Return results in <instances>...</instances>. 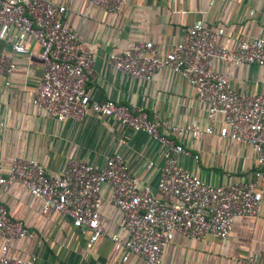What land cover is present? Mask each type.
<instances>
[{
    "label": "built area",
    "instance_id": "2783aa9c",
    "mask_svg": "<svg viewBox=\"0 0 264 264\" xmlns=\"http://www.w3.org/2000/svg\"><path fill=\"white\" fill-rule=\"evenodd\" d=\"M98 9L116 13L125 0H85ZM264 5V0H258ZM66 7L55 0H0V76L10 87L16 69L15 56L41 61V71L30 102L36 111L57 121L81 120L90 111L121 128L114 150L103 157L100 166L69 158L63 169L48 175L32 158L11 157L3 171L0 162V188L19 184L40 201L44 217L58 213L71 226L86 233L85 247L106 237L114 250L121 251L115 264L136 255L143 264H164L163 248L174 234L199 241L206 235L225 238L235 217L258 213L264 192V90L253 93L235 89L229 78L232 70L213 68L220 64H253L260 68L264 82V38L239 40L234 48L217 42L218 32L199 22L183 29L181 38L163 55H157L148 40L131 39L108 52L106 61L123 75L150 80L166 70L193 92L204 110L206 125L179 124L169 117L149 114L142 106L96 100L85 89L94 54L85 48L65 18ZM36 44L38 51L32 50ZM3 122L0 121V126ZM126 129L143 133L157 147L160 164L154 194L147 180L141 179L123 157L128 142ZM198 141L202 135H216L249 147L253 169L248 176L225 184L204 182L195 172L182 167L178 159L198 155L181 144L184 136ZM144 171L155 167L152 158L143 159ZM102 184L110 187L106 201L121 214L120 232L109 233L99 221V194ZM18 219L11 218L0 204V264H34V256L9 255L13 239L31 237ZM167 264H175L173 262Z\"/></svg>",
    "mask_w": 264,
    "mask_h": 264
},
{
    "label": "crops",
    "instance_id": "0c3cea01",
    "mask_svg": "<svg viewBox=\"0 0 264 264\" xmlns=\"http://www.w3.org/2000/svg\"><path fill=\"white\" fill-rule=\"evenodd\" d=\"M66 7L65 18L77 33L85 48L94 54L85 89L93 98H108L115 103L142 106L149 114L169 117L183 124L189 122L202 128L206 125L204 110L194 100L192 90L169 71L162 70L150 80L135 79L114 70L107 63L109 51L122 48L128 40H148L157 55H163L181 38L183 29L199 22L218 32L217 42L234 48L239 40L259 36L264 38V5L258 0H125L116 13L98 9L85 0H55ZM5 46L0 41V49ZM32 50L38 51L36 44ZM16 69L10 87L2 85L0 76V162L5 172L11 157L39 161L48 175L63 169L69 158L100 166L103 157L116 147L120 126L90 111L81 120L57 121L36 111L30 102V92L36 86L41 61L31 57H14ZM213 68L232 70L229 81L239 90L253 93L264 90L263 75L253 64H220ZM127 148L124 159L141 179L155 189L160 156L157 147L143 133L126 129ZM181 144L197 154L194 162L181 156L179 164L195 172L204 182L225 184L248 176L253 158L248 146L221 140L216 135H202L198 141L189 136ZM152 158L155 167L144 171V158ZM110 187L102 184L103 198L99 207L100 224L109 233L120 232L121 214L106 199ZM0 204L8 215L18 219L31 232V237L13 239L9 255L25 258L33 255L34 264H115L121 251L114 250L106 237L85 247L86 233L71 226L66 217L51 213L44 217L40 201L31 197L19 184L0 188ZM1 243V239H0ZM164 264H264V192L258 213L252 217H235L229 234L223 238L204 236L199 241L174 234L161 254ZM122 264H143L130 255Z\"/></svg>",
    "mask_w": 264,
    "mask_h": 264
}]
</instances>
